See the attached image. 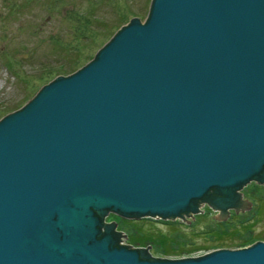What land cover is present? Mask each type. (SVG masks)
<instances>
[{
  "label": "water",
  "instance_id": "water-1",
  "mask_svg": "<svg viewBox=\"0 0 264 264\" xmlns=\"http://www.w3.org/2000/svg\"><path fill=\"white\" fill-rule=\"evenodd\" d=\"M264 182V0H151L0 118V264H264V239L161 257L127 218L211 221ZM124 240L119 242V240Z\"/></svg>",
  "mask_w": 264,
  "mask_h": 264
},
{
  "label": "rangeland",
  "instance_id": "rangeland-1",
  "mask_svg": "<svg viewBox=\"0 0 264 264\" xmlns=\"http://www.w3.org/2000/svg\"><path fill=\"white\" fill-rule=\"evenodd\" d=\"M150 2L0 0V118L21 107L42 84L56 75H67L89 61L113 31L131 17L137 16L144 21ZM239 192L242 199L251 201L250 207L231 213L229 210L225 218L213 221L209 216L219 209H207L205 203L199 212L194 213H201L196 219L194 215L193 219L191 215L185 217L190 223L182 217L174 218L179 223H169L167 219L161 221L162 218L151 219L149 216L127 218L114 212L105 219L107 222L114 220L115 228L126 233L127 237L123 235L122 238L127 240L125 243L134 246H138L140 235L157 231L173 237L182 234L177 239L183 240L187 248L193 244H210V247L176 253L161 252L150 244L149 251L155 256H194L217 247L235 248L247 242L245 238L249 233L264 239V182L251 180ZM215 223L219 228L230 231L215 238L208 230Z\"/></svg>",
  "mask_w": 264,
  "mask_h": 264
},
{
  "label": "trees",
  "instance_id": "trees-1",
  "mask_svg": "<svg viewBox=\"0 0 264 264\" xmlns=\"http://www.w3.org/2000/svg\"><path fill=\"white\" fill-rule=\"evenodd\" d=\"M119 27H117V29ZM117 29H115L113 31V34L117 31ZM93 56H92V58H93ZM204 201H205L204 203L206 205V208L207 209H210L209 203L206 200H204ZM199 214L201 215V213H198V214H195L194 215L195 219L197 218V215H199ZM164 219L165 218H162L161 221H164ZM169 220H171V221H169ZM166 221L169 222V223H179V220H176V219H174V220L167 219ZM248 229L251 232L250 224H249V228ZM114 230H118V229L117 228H114ZM208 230H210L209 232H212V234H213V236H215V238H220L223 234H226L227 232L230 231L228 228H225V229L219 228V226H217L216 223H215L214 226H212ZM146 234H147L146 236L140 235V237H138V241H139V242H137L138 246H145L147 244H151L152 246H154V248L156 250H161V252H165V253L166 252L176 253V252L187 251V250L196 249V248L210 247L209 246L210 244H204V245L193 244L192 246H190L189 248H187V246L184 245L185 243L183 242V240L177 239V238H181L182 237V234L181 235L180 234L179 235H175L174 237L173 236H170L167 233L159 232V231H157L156 233L149 232V233H146ZM245 239H246L247 242L246 243H240V244L246 245L249 242L258 240L260 238L255 237V236H252L249 233V236L246 237Z\"/></svg>",
  "mask_w": 264,
  "mask_h": 264
},
{
  "label": "flooded vegetation",
  "instance_id": "flooded-vegetation-1",
  "mask_svg": "<svg viewBox=\"0 0 264 264\" xmlns=\"http://www.w3.org/2000/svg\"><path fill=\"white\" fill-rule=\"evenodd\" d=\"M210 207H211V206H210ZM227 208L230 210V213L233 212V211L235 210V207H234V206H227ZM109 213H111V212H109ZM109 213H108V214H109ZM108 214H107V215H108ZM107 215H106V216H107ZM106 216H105V217H106ZM105 220H106V219H105Z\"/></svg>",
  "mask_w": 264,
  "mask_h": 264
},
{
  "label": "bare ground",
  "instance_id": "bare-ground-1",
  "mask_svg": "<svg viewBox=\"0 0 264 264\" xmlns=\"http://www.w3.org/2000/svg\"><path fill=\"white\" fill-rule=\"evenodd\" d=\"M251 180H255V179H251ZM250 180V181H251ZM245 186V184H243L239 189H241V188H243ZM239 189H238V191H239ZM178 218V217H177ZM188 218V217H187ZM169 221H171V220H169ZM119 242H121V239L119 240Z\"/></svg>",
  "mask_w": 264,
  "mask_h": 264
}]
</instances>
